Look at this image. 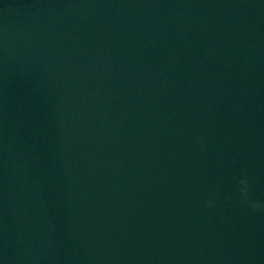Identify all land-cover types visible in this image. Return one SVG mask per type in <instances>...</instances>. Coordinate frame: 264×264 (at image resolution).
Instances as JSON below:
<instances>
[{"label": "water", "instance_id": "obj_1", "mask_svg": "<svg viewBox=\"0 0 264 264\" xmlns=\"http://www.w3.org/2000/svg\"><path fill=\"white\" fill-rule=\"evenodd\" d=\"M0 264H264V0H0Z\"/></svg>", "mask_w": 264, "mask_h": 264}]
</instances>
